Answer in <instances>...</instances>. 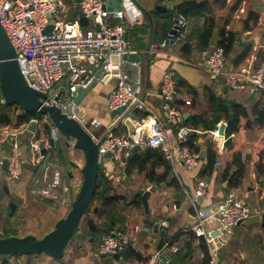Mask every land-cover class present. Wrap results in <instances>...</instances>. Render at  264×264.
<instances>
[{"label":"crops","instance_id":"crops-1","mask_svg":"<svg viewBox=\"0 0 264 264\" xmlns=\"http://www.w3.org/2000/svg\"><path fill=\"white\" fill-rule=\"evenodd\" d=\"M185 1L188 0H180L178 4ZM194 1L203 3V5L202 7H194L187 13L189 25L185 41L190 43L192 51L190 54H185L179 43H167L162 46V43L168 38L170 30L173 28V0H105L108 12L107 22H115L112 17V11L123 7V5L130 7L137 17V20L133 23L128 22L127 38L129 41L128 49L139 52L140 59L134 62L129 60L128 62L131 76L140 84V97L144 104L138 108V111L133 110L128 118L131 119L135 126L137 120L142 118L141 113L147 112L148 115L157 116L167 126L169 141L173 145L176 143L177 132L180 127L187 125L183 124V119H193L199 122L196 124L198 128H194L192 125L187 126L193 129L192 132L201 135L198 142L204 144L202 150L206 151V159H200L197 166L192 170L187 169L182 161H176L172 164L169 179L172 176H176L178 179L177 187L170 185V180L160 183L150 181L146 177V171L140 172L134 169L131 173L126 172L125 160L128 157V153H125L118 160L111 157V160L105 162L104 165H102L103 159H101L100 169L111 179L114 192L117 193L118 191L115 184L123 182L125 185V180H128L132 186H139L140 184L141 187L138 188L142 189L139 191L142 193L145 190L156 187L152 192V195L157 192L154 205L150 199V215L146 214L145 209L144 215H142V218L153 220V223L148 225L149 229H145L147 224H145V221L143 224L140 223V218L137 216V214H140V209L138 210V208L143 206L142 199L140 205L133 204L132 200V207L127 208L124 206L125 194L118 191V194L124 197L121 200V202L123 201V207L121 206L119 209L117 220H112L113 228L110 231L112 232L116 229L128 231L133 238L130 247L140 253L144 259L125 257L123 262H121L122 256L119 260L107 259L105 261L104 259H99V257L103 258L105 256L97 253V247L103 235L108 233L102 232L98 236L90 235L92 245H88L81 235H78L75 241L73 238L61 260H56L47 254H42L41 256L25 255V258L26 256L33 258L30 264H143L147 257L165 243L176 244L180 247L172 264H208L210 260L209 245L203 237L196 236L191 229L195 224L192 216L193 204L191 199L195 194L197 179L200 177L205 178L209 183L207 194L203 197V201H199L198 206L200 208L212 207L219 200L234 192L243 198L252 209V215L248 219L234 227L231 232L223 235L225 242L219 244L220 260L224 264H264V156L262 158V155L253 153L255 145L259 146L263 143L264 125L260 126L254 123L252 126H247L248 119L254 120V105L263 98L264 88L256 87L249 83L242 89H233L225 83L222 77H213L207 69L208 53L219 45L221 31L223 30L235 32L237 35V41L232 51L227 55L226 68L246 72L253 70L263 61L264 0ZM69 3L73 4V6L68 7L61 0L60 6L64 9L63 14L69 20L80 22V18L83 16L80 3L77 0L74 3L69 1ZM155 5H161L163 7L161 9L166 7L167 11L159 10L153 12ZM144 9L150 10L151 17L145 13ZM70 11L73 14L69 17L68 12ZM88 24L84 27H88ZM211 25L210 43L205 47L203 35ZM248 40L252 41L253 44L248 43ZM150 43L151 47L148 48ZM246 46L251 47L248 56L237 63L236 59ZM112 61L117 63L118 57H113ZM169 68H174L176 71V81L179 89L176 105L183 114V118L175 123L169 122L166 113L162 110L161 84L163 75ZM66 83L67 78H64L60 85L62 86ZM115 87L116 79L108 82L97 80L88 89L81 102L77 103V108L83 121L87 119L90 122L92 118H96L101 122V126H94L101 130L99 132L101 136L108 129H111L116 134H130L132 132V128L124 120L118 122L120 115L109 108L110 96ZM213 93L228 104L231 102L241 104L247 109L249 114V117H240L239 129L232 133L229 142H227L229 139H226V131L225 134H222V139H219L213 133L215 129H219L217 126L222 122H227L228 125L231 122H229L230 116L227 118L223 111H213L211 109L209 96ZM187 100H190V103H187ZM186 114L187 116L185 117ZM217 118H219V121L213 129H204L206 124L209 126L214 124ZM41 131L43 132V130ZM23 139H25V136H23ZM205 143H213L214 149L218 153L213 169H206L208 155ZM147 147L146 145L138 146L136 149ZM53 151L50 152L51 160ZM247 153L251 156L249 160L246 159ZM235 154H240L239 156L245 166L244 175L238 186L231 185L230 181V174L237 169V166L232 164ZM22 155L25 158V162L28 161L29 142L27 140L22 143ZM5 157V155L0 157L1 166ZM247 162L253 165L249 170L246 166ZM64 164V162L60 164L54 163L55 166L58 165L61 168L63 174ZM30 167L26 166V169H24L25 181L21 180V182H18L19 187H22V185L27 187L31 183L33 187L34 178L39 174H37L36 168ZM3 170L5 169L2 166L0 185L3 182L5 184L6 177H8ZM163 171V166L157 168L158 173ZM73 176L72 171L68 173V176L64 174V183L70 186V189L71 186L76 188L74 193L77 194L81 181L79 184L76 182L72 183ZM69 194H71V190L67 193L68 196ZM131 208H135L131 212L136 214L133 218L129 217ZM165 220L168 222V226H163L162 222ZM156 222L161 223L160 232L157 236L154 235L153 229V225ZM172 223L174 224L172 225ZM219 227L220 222L216 219L209 220L205 224L207 231L215 232ZM1 228L2 226H0V233ZM90 232L93 233L91 230ZM0 236L3 237L2 234ZM17 259L15 256H2L0 257V264H18Z\"/></svg>","mask_w":264,"mask_h":264},{"label":"built area","instance_id":"built-area-1","mask_svg":"<svg viewBox=\"0 0 264 264\" xmlns=\"http://www.w3.org/2000/svg\"><path fill=\"white\" fill-rule=\"evenodd\" d=\"M178 1L180 0H173L172 13V25L177 30L174 35L176 43L186 38L189 25L188 16L179 9ZM105 4V0H81L82 15L89 19L88 27H84L79 21L66 18L63 14L64 9L60 6L61 0H0V22L16 50L27 83L49 95V98L42 99L46 105L56 103L63 112L78 119L88 130L74 97L78 89L93 82L96 71L101 67L104 70L100 80L108 82L116 79V87L109 101L110 110L116 112L118 108L125 107L123 113L127 112V117L144 104L140 97V84L131 76L129 60L124 58L125 54L132 52L128 49L129 41L126 36L128 22L133 23L137 17L130 7L123 5L112 11L115 22H107L108 12ZM50 24L52 29L45 32ZM169 41L170 38L165 39L162 46ZM113 57H118L117 63L112 61ZM207 57L209 73L216 78L222 77L230 88L242 89L249 83L264 88V60L253 70L241 72L226 68V51L222 45L215 46ZM64 78H67V83L52 92ZM60 89H63V94L60 100H56L55 96ZM161 96L162 110L166 113L167 120L174 123L180 121L183 114L176 105L179 89L174 68L167 69L163 75ZM0 102H5L1 95ZM187 103H190V100H187ZM45 120L50 124L49 136L46 138L37 137L36 132L30 130L32 121L37 123L42 121L35 118L20 126L4 125L0 128V143L10 145L11 153L6 156L9 160L8 176L11 181H18L25 169V158L22 155L23 136L27 132H32L29 139L28 162L39 174L34 178L33 191L50 197L53 201H62L70 191V186L64 183L62 170L58 165H54L50 155L52 150L58 149L60 132L46 116ZM90 124L101 126V122L96 118H92ZM192 131L190 126H181L173 145L169 141L165 123L150 114L138 119L130 134H116L111 131L100 145V156L102 159L103 155L110 151L112 158L118 160L136 147L146 145L162 149L172 164L182 161L187 169L192 170L200 160L199 153L183 145ZM213 133L219 139L223 138L219 129H215ZM91 134L96 141L101 137L93 132ZM226 139L228 140L227 136ZM208 188L209 183L205 178L197 179L195 194L191 199L195 222L191 229L209 245L208 264H224L219 257V244L225 242L223 235L248 219L252 215V209L234 192L212 207L200 208L198 197L205 196ZM3 204L0 195V210ZM212 219L220 222L217 234L205 228V224ZM162 224L168 226L166 220ZM131 244L130 233L116 229L103 235L97 253L122 255ZM179 250L178 245L165 243L147 257L143 264H172Z\"/></svg>","mask_w":264,"mask_h":264},{"label":"water","instance_id":"water-1","mask_svg":"<svg viewBox=\"0 0 264 264\" xmlns=\"http://www.w3.org/2000/svg\"><path fill=\"white\" fill-rule=\"evenodd\" d=\"M81 2V0H77ZM105 7L107 8L106 4ZM161 5H155L153 12L164 10L161 9ZM145 13L151 17V12L148 9H144ZM89 19L86 16H81L80 24L86 26ZM52 29V25H48L45 32H49ZM177 30L173 27L170 30L169 43H174V35H176ZM128 37V32L126 33ZM248 43L253 44L252 41L248 40ZM151 47V43L149 47ZM125 59L130 61H138L140 59L139 52L132 51L129 54L124 55ZM208 65V57H207ZM103 67L99 68L95 73V79L93 82L87 86L78 89L76 96L74 97L75 103H80L83 97L86 95L89 88H91L97 80H100L103 76ZM227 90V89H226ZM63 94V89H60L55 96L56 100H60ZM0 95L4 99L5 103L18 105L19 109L24 112H36L46 116L51 123L59 130V132L69 141L73 142V148L76 151H81L84 154L85 162L83 166L80 167V172L82 174V181L78 192L71 203V207L64 217L59 218L54 228L45 233L43 236L39 237L32 233L26 234L24 236L17 235H6L0 237V257L2 256H16V255H42L47 254L56 260H61L64 255L65 250L70 246L75 234L77 233L81 220L88 213L92 206V201L97 187V182L100 174L101 166V156H100V145L106 136L112 131L108 129L100 137L98 141L95 140L91 132L75 117L69 116L66 112L62 111V108L53 103L51 105H46L42 99L49 98L47 93H43L33 87H31L20 68L19 61L17 59L16 50L5 30L0 22ZM125 107H120L116 112L121 115L118 122L123 120L134 130V125L131 119L126 117V113H123ZM187 114L185 115V117ZM235 118V113H230L229 122L233 121ZM37 122L32 121L30 125V130L32 132L36 129ZM228 123L222 122L219 126L220 134H225ZM103 157L111 158L112 153L110 151L106 152ZM200 159H206V151L201 150L199 152ZM246 159H251L249 153L246 155ZM9 160L7 157L3 160V168L8 170ZM24 166H30V163L26 161ZM36 171V170H35ZM156 187L152 189L145 190L142 195V204L144 206L147 215L151 212V195ZM4 191L9 193L8 185H4ZM43 200L51 203L53 202L50 197L40 195ZM204 196H199L198 200L203 201ZM11 215L15 211V205H12ZM96 210V209H95ZM174 220V218H172ZM153 223L150 218L145 219V224L147 226L145 229H149L148 225ZM88 224L90 230L95 232L98 229L94 218L88 219ZM174 223H172L173 225ZM161 223L156 222L153 225L154 235H158L160 232ZM219 233L215 231L214 234ZM102 256H110L109 253H101ZM121 254L117 253L113 255V258L120 259Z\"/></svg>","mask_w":264,"mask_h":264},{"label":"trees","instance_id":"trees-1","mask_svg":"<svg viewBox=\"0 0 264 264\" xmlns=\"http://www.w3.org/2000/svg\"><path fill=\"white\" fill-rule=\"evenodd\" d=\"M74 1L76 0H71V2L73 3ZM202 5L203 3H197L194 0H188L181 3L179 5V9L187 15V13H189L192 10V8L202 7ZM211 33H212V25L203 35L204 36L203 44L205 45V47H207L210 43ZM185 39L179 42V44L181 45L183 53L190 54L192 51V46L190 45V43L185 41ZM236 41H237V35L235 32L232 31L227 32L225 30L221 31V39L219 45H222L225 48L226 57L232 51V48L234 47ZM250 49H251L250 46H246L244 50L239 54L238 58L236 59V62L238 63L241 60H243L246 56H248ZM262 59L264 60V57ZM209 99L211 103V109L213 111L221 110L224 112L227 118H229L230 113L232 111L235 112V119L229 123L228 128L226 130V136L229 139L227 142H229L232 133L239 129L240 117L241 116L249 117L248 111L241 104H237L234 102L228 104L226 101L220 100L218 97H216L214 93L210 94ZM14 106H16L17 109H19L18 105H12L5 102H0V127L4 125L20 126L23 123H28L32 119L38 118L39 120H43L45 122L44 132L46 131L48 133L50 131V124L45 120V116L43 114L36 112H24V111H21L20 113H16L12 109ZM138 110H139L138 108L135 109V111ZM253 114H254V120L248 119L247 126H252L254 123L263 126L264 96L262 99L258 100L255 103ZM140 115H142V117H145L148 115V113L144 112L141 113ZM218 121L219 118H217L214 121V124L210 126L206 124L204 129L206 130L213 129ZM198 123L199 122H196L193 119H189V118L183 119V124L192 125L194 128H198L196 126V124ZM35 132L37 137H41L42 131L37 129V125ZM31 134L32 132H27L26 133L27 136L25 135V139H23V141L27 140V142H29ZM200 136H201L200 134L196 132H192L183 142V145H186L190 149L199 153L203 149V145H204L203 143L198 142ZM205 144L208 155L206 169H213L216 163L218 153L214 149L213 143H205ZM239 155L240 154L238 155L235 154L232 160V164L237 166V169L230 174V179H231L230 181H231V185L233 186H238L240 184L241 178L243 177L245 172L244 163ZM125 162H126V167H125L126 172L131 173L134 169H137L140 172L146 171V177L150 181H153L155 183H160L165 180H170V185H173L175 187L178 186V179L176 176H172L169 179L172 170V163L166 158L164 151L160 148H155L151 146H148L147 148H137V149L135 148L134 150L128 152V157L126 158ZM159 166L164 167V171L162 173L157 172V168ZM113 190H114V186L111 179L108 178V176H106L105 172L102 169H100V174H99L94 198L92 201V206L88 211L87 216L89 218L90 217L94 218V216H97L99 218L105 217V221L102 222L100 225H98L97 231L92 233L93 236L97 235V233L99 232L101 233L110 232L111 229L113 228L112 220L114 221L117 220L116 217L118 216L119 213L118 204L119 202H121V200L124 199V197L114 192ZM141 194L142 192H139L134 196V199L132 201L133 204L135 205L141 204ZM19 256L22 255H16L15 257H19ZM29 256H34V255H29ZM125 257L127 258L134 257L141 260L144 259L143 257H141L140 253H138L135 249L131 247L127 250Z\"/></svg>","mask_w":264,"mask_h":264},{"label":"rangeland","instance_id":"rangeland-1","mask_svg":"<svg viewBox=\"0 0 264 264\" xmlns=\"http://www.w3.org/2000/svg\"><path fill=\"white\" fill-rule=\"evenodd\" d=\"M69 1L71 0H63L64 4H66L68 7H72L73 4H70ZM68 13H69V17L72 16L73 14L72 11ZM95 28L96 27H93V29ZM60 86H61L60 83H58L54 87L52 92L57 91ZM12 109L16 113L21 112L20 109L16 108V106H14ZM44 123L45 122L43 120L40 121L39 123H37V127L38 129L43 130V132L41 133V137L46 138L47 136H49L48 135L49 132L48 133L46 131H45L46 133L44 132V129H45ZM84 123L89 127V130L91 132L99 135V132L101 130H98L96 127L91 125L90 122L87 121V119L84 120ZM58 148L60 149L58 150L56 149L53 151V157H52L53 162L58 163V164H60L61 162H64L65 167H64L63 172L65 176L66 175L68 176V173L72 171V173L74 174L72 183L76 182L79 184L80 181H82V174L79 168L83 166L85 162L83 152L74 150L73 142H69L61 133L59 134ZM10 153H11L10 145L8 143H0V157H2L3 155L9 156ZM253 153H255V155L260 154L262 155V158H263L264 139H263L262 145H259V146L255 145V147L253 148ZM102 159H103L102 165H104L105 162L111 160V158H105V157H103ZM246 166L249 170L253 165L247 162ZM1 168L2 166L0 165V171H1ZM3 172L5 173L6 176H8L7 170H3ZM21 180L25 181L24 173L20 180L11 181L8 176L6 177L5 184H3L4 183L3 182L2 183L3 185L2 184L0 185V195L2 196L3 201H4L3 208L0 210V226H2L0 234H2V236L4 235L24 236L26 234L32 233L34 235L41 237L45 233L50 231L52 228H54V225L59 218L64 217L67 214V212L69 211L71 207V203L75 198L76 194L74 193V191L76 190V188H73V186H71V189H70L71 194H69V196L66 195L64 200L49 203L43 200L40 194L35 193L33 191L32 183L29 184L27 187H25L24 185H22V187H19L18 182H21ZM4 185H8V188L10 191L9 193H6L4 191ZM115 187L120 193H123L126 196V198L124 199L125 200L124 206H126L127 208L132 207L131 201L134 199V196L138 194V192L140 191L141 188H138V187H141L140 184L139 186H132L128 182V180H125V185L123 184V182H121L118 184L116 183ZM156 196H157V192H154L151 198V202L153 205H154ZM13 204L15 205V211L11 215ZM121 206L123 207V201L119 203V209ZM134 209L135 208H131V210L129 211L130 218H133L136 216L135 213L133 214L131 213ZM139 209H140V214H137V216L140 218L139 219L140 223L143 224V222L145 221V217L142 218V215H144V208L143 206H140L138 210ZM88 219L89 217L86 214L81 220L79 229L74 236V241L78 238V235H81V237L85 239V242L88 245H92L90 241V235H92V233L90 232ZM94 219H95V223L97 224V226L105 221V217L99 218L97 216H94ZM100 233L101 232L97 233V236ZM127 250L122 253L121 262L124 261ZM17 258H18L17 259L18 264L32 263V259H33V258H29L28 256H26L25 258V255L19 256ZM99 259H104L105 261H107V259H114V258H113V255H110V256H105L103 258L99 257ZM14 264H17V263H14Z\"/></svg>","mask_w":264,"mask_h":264}]
</instances>
